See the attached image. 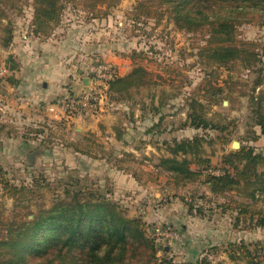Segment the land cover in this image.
Listing matches in <instances>:
<instances>
[{"label":"rangeland","instance_id":"obj_1","mask_svg":"<svg viewBox=\"0 0 264 264\" xmlns=\"http://www.w3.org/2000/svg\"><path fill=\"white\" fill-rule=\"evenodd\" d=\"M51 8L38 0L0 1V240L70 188L107 197L142 219L155 239L156 264H248L240 246L264 248V193L253 197L264 174L252 182L213 177L244 167L237 158L229 162L230 152L264 155L255 112L260 99L264 108V22L241 21L228 40L208 25L179 27L156 0H59ZM61 39L65 64L77 73L74 87H66L79 90L68 95L85 104L66 109L57 96L48 104L51 117L27 123L15 108L30 105L13 103L4 79L29 60L39 64L55 50L44 43ZM223 45L244 52L221 63L212 54ZM101 65L113 69L99 76ZM137 66L145 71L134 85L110 90L111 80ZM195 137L199 158L209 159L189 165L196 174L186 163L163 162L194 159L187 147L172 148ZM256 170L263 173L264 163Z\"/></svg>","mask_w":264,"mask_h":264},{"label":"trees","instance_id":"obj_2","mask_svg":"<svg viewBox=\"0 0 264 264\" xmlns=\"http://www.w3.org/2000/svg\"><path fill=\"white\" fill-rule=\"evenodd\" d=\"M38 1H44L55 9L59 0ZM156 1L168 7L179 27L197 29L208 25L214 36H225L228 40L232 39L236 26L241 21H254L259 17L260 22H264V0ZM42 10L48 15L53 12ZM7 40L11 41V36ZM243 52L237 46L223 45L214 48L212 55L221 63H229ZM253 59L256 60L254 57ZM144 71L142 66H137L131 73L117 76L110 81V90L117 91L121 84L124 87L134 85L135 79ZM262 106L260 99L255 112L257 124L261 126L264 135ZM198 141L197 137L175 141L176 148H172L177 153L179 149L187 147L188 151L194 153V159L180 160L174 157L166 158L163 162H173L178 166L186 163V171L196 174L189 168L190 164L209 162L207 158H199ZM184 152L187 153L186 150ZM234 158L245 161L242 169L234 164ZM227 159L235 165V175L228 172L225 176H214V180L234 182L236 178V182H252V177L264 174L256 170L259 163H264V155L256 153L254 148L230 152ZM261 183L254 189L253 197L264 193V180ZM9 186L14 188L8 181H4V188ZM256 191L260 194H256ZM258 222L264 225V215L261 212ZM0 247V264H156L157 260L155 239L147 235L142 219L127 216L115 201L107 197L86 195L82 190L70 188L65 190V197L56 199L49 209L41 210L33 218L24 220L20 228L9 229L0 240ZM240 252L248 264H264V248H257L254 253L241 245Z\"/></svg>","mask_w":264,"mask_h":264},{"label":"crops","instance_id":"obj_3","mask_svg":"<svg viewBox=\"0 0 264 264\" xmlns=\"http://www.w3.org/2000/svg\"><path fill=\"white\" fill-rule=\"evenodd\" d=\"M62 43V39L59 41L53 40V42L48 41L47 43H44L46 49L55 50L53 52H44L47 57L43 60H39V64L37 65L35 63L32 64L29 60L26 66L20 65V70L17 67L13 69L15 73L10 70L11 77H6L4 79L7 83L6 87L9 89L8 94L11 101L14 103V101L19 100L22 105L24 103L30 105L29 111L27 110V105L22 111L19 108H15V105L13 106L19 113H23L26 117L24 120L27 123L34 121V119L39 116H50L49 113L51 112L49 110H51V105L48 104L53 99L57 98V96L68 95L70 90H79L76 86L69 90V87H66L70 82L72 83L70 88L74 87V83L76 84L77 73L75 70L67 68L69 66L68 64H65V54L62 52V49L61 52L59 51V48L62 47ZM68 49V51H72L73 46L70 45ZM42 64L45 66H42ZM5 70L7 71V68H5ZM4 93H7V91L5 90ZM38 99L47 103L46 106H43L44 109L42 108V110L32 106ZM58 109L61 112L63 111L61 108Z\"/></svg>","mask_w":264,"mask_h":264},{"label":"built area","instance_id":"obj_4","mask_svg":"<svg viewBox=\"0 0 264 264\" xmlns=\"http://www.w3.org/2000/svg\"><path fill=\"white\" fill-rule=\"evenodd\" d=\"M108 68V69H110V68H112V66H104V65H101L100 66V68H101V74H100V72H99V76H101V75H103V73H102V70L104 69V68ZM113 69V68H112ZM89 98L90 96H86V98ZM85 100H82L79 96H76V97H72V96H70V95H64L63 97H61L60 99H59V102H61V103H63V105H64V108H66V109H73L75 106H76V104H80V103H84L85 104V102H84ZM158 230H159V228H157Z\"/></svg>","mask_w":264,"mask_h":264},{"label":"water","instance_id":"obj_5","mask_svg":"<svg viewBox=\"0 0 264 264\" xmlns=\"http://www.w3.org/2000/svg\"><path fill=\"white\" fill-rule=\"evenodd\" d=\"M84 82L86 83L87 79ZM233 145L238 148V147H240V142L239 141H234Z\"/></svg>","mask_w":264,"mask_h":264}]
</instances>
